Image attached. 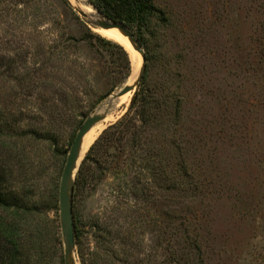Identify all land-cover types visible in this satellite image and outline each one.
Returning a JSON list of instances; mask_svg holds the SVG:
<instances>
[{
	"label": "rangeland",
	"instance_id": "374dc122",
	"mask_svg": "<svg viewBox=\"0 0 264 264\" xmlns=\"http://www.w3.org/2000/svg\"><path fill=\"white\" fill-rule=\"evenodd\" d=\"M153 2L151 22L131 30L151 56L148 85L166 77L165 59L176 73L174 135L199 191L179 211L170 137L150 156L148 138L139 149L101 135L138 82L94 125L81 159L95 143L85 181L74 180L73 264H264V0ZM73 3L104 17L90 0H0V217L30 264H64L58 191L69 147L84 119L132 83L127 49L92 38L116 42Z\"/></svg>",
	"mask_w": 264,
	"mask_h": 264
},
{
	"label": "trees",
	"instance_id": "16d2710c",
	"mask_svg": "<svg viewBox=\"0 0 264 264\" xmlns=\"http://www.w3.org/2000/svg\"><path fill=\"white\" fill-rule=\"evenodd\" d=\"M90 2L105 18L121 22L130 29L135 27L136 30L140 25L151 22L157 10L153 0H90ZM137 32L139 31L137 30ZM90 34L92 38L112 45L126 55L123 49L124 46L122 47L121 44L113 42L101 36L99 33L100 36L95 35L91 31ZM139 41L142 43L140 38ZM85 42L88 45H92L90 40L86 39ZM144 52L146 60H148L151 57L150 53L146 50ZM169 65V61L165 59L162 73L166 75V79L162 78L150 86L147 83L148 64L147 62L145 63V70L138 83L137 90L132 97L128 111L118 121L104 129L101 135L109 133L105 136L106 142L118 140L124 136L126 139L136 143L139 149L142 148L140 144H144L143 142L148 138L152 143L148 150L150 156L159 151L158 144H160L161 138L170 137L169 144L175 152V170L178 175L175 181V188L178 197L180 199L182 198V201L180 199L178 201V209L180 211L187 205L185 201L193 199L199 191L200 181L196 178L190 162L187 159L188 147L182 145L181 141L174 135L178 131V114L176 108L180 100H178V96L176 95V89L171 86L176 73L171 71ZM94 145L95 143L90 146L78 168L75 178V185L77 186L82 184L86 179L83 175L82 164L86 157L90 155ZM156 168L158 167L154 166L150 169L155 170ZM3 202H5V198L0 193V203ZM180 218L179 226L186 233L189 231L188 226L190 222L187 221L185 216ZM74 229L75 237L78 239L80 233L76 227ZM17 234L16 226L0 217V264H30L32 262L22 253ZM185 240H187V236ZM36 261L38 262V260Z\"/></svg>",
	"mask_w": 264,
	"mask_h": 264
},
{
	"label": "water",
	"instance_id": "95a60500",
	"mask_svg": "<svg viewBox=\"0 0 264 264\" xmlns=\"http://www.w3.org/2000/svg\"><path fill=\"white\" fill-rule=\"evenodd\" d=\"M78 13L87 19L95 28H117L118 31L127 38L132 48L136 50L141 56V65L138 75L134 82L124 84L115 93L111 94L106 101L101 103L97 109L87 116L80 127L78 128L75 136L69 147L65 163L61 172L59 191H58V204H59V219L60 228L64 244V264H73V251L75 247V229L72 205V193L76 172L79 168L82 157L79 159L81 142L84 135L91 129V127L101 120L105 115L106 104L112 103L121 95L133 90L137 83L140 81L145 70L146 57L144 49L133 33V31L122 24L121 22L112 21L104 17L94 16L88 14L83 10L77 9Z\"/></svg>",
	"mask_w": 264,
	"mask_h": 264
},
{
	"label": "bare ground",
	"instance_id": "6f19581e",
	"mask_svg": "<svg viewBox=\"0 0 264 264\" xmlns=\"http://www.w3.org/2000/svg\"><path fill=\"white\" fill-rule=\"evenodd\" d=\"M74 4V3H73ZM76 6L77 9H81L83 11H85L84 7L79 8L76 4H74ZM86 12V11H85ZM101 30V32L107 36L108 38L113 39L114 41H116L117 43L121 44L122 46H124L127 51L129 52L130 55V59H131V66H132V82L135 81L139 69H140V65H141V56L140 54L134 50L131 46V44L129 43V41L127 40L126 37H124L117 28H98ZM114 103V101L112 103H108L106 104L105 107V114L106 112L111 108L112 104ZM113 117H107L104 115V117L99 120L98 122H96L95 124L98 123H103L108 121L109 119H111ZM94 124V125H95ZM94 125L91 127V129L84 135L83 140L81 142V147H80V154H79V159L83 156V154L85 153V151L88 149L89 145L92 142V138H93V134H94Z\"/></svg>",
	"mask_w": 264,
	"mask_h": 264
}]
</instances>
